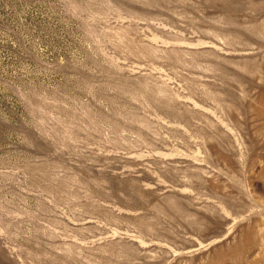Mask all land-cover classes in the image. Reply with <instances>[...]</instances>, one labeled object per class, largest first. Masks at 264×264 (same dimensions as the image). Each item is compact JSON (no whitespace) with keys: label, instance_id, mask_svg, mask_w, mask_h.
<instances>
[{"label":"rangeland","instance_id":"374dc122","mask_svg":"<svg viewBox=\"0 0 264 264\" xmlns=\"http://www.w3.org/2000/svg\"><path fill=\"white\" fill-rule=\"evenodd\" d=\"M0 264H264V0H0Z\"/></svg>","mask_w":264,"mask_h":264}]
</instances>
